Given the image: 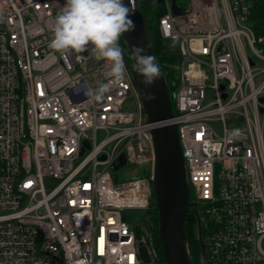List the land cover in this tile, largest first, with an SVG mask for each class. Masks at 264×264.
Wrapping results in <instances>:
<instances>
[{
	"label": "built area",
	"instance_id": "obj_1",
	"mask_svg": "<svg viewBox=\"0 0 264 264\" xmlns=\"http://www.w3.org/2000/svg\"><path fill=\"white\" fill-rule=\"evenodd\" d=\"M65 2L0 0V264H145L154 125L127 66L113 83L91 51L48 47ZM165 5L160 33L180 54L174 118L160 124L178 128L209 260L264 264V66L245 51L264 62L263 39L246 0H188L179 15ZM102 83V103L86 97ZM121 155L137 177L119 184ZM125 210L145 215L130 223Z\"/></svg>",
	"mask_w": 264,
	"mask_h": 264
},
{
	"label": "water",
	"instance_id": "obj_2",
	"mask_svg": "<svg viewBox=\"0 0 264 264\" xmlns=\"http://www.w3.org/2000/svg\"><path fill=\"white\" fill-rule=\"evenodd\" d=\"M150 2L153 0H132L135 8L131 19L136 24V30L125 33L120 42L123 50L126 66L128 67L134 84L139 93L143 112L146 116L147 124H157L174 118V109L168 84L162 73L159 61L154 53L152 37L148 26L139 19L140 2ZM174 14H181L182 9L178 7V0H170ZM125 4L129 0H124ZM145 46L147 54L155 57L162 76L147 89L155 99H146L145 85L142 83L143 77L138 73L136 61L133 58L131 45ZM226 97V96H225ZM264 101V98L261 99ZM152 141L155 151L154 178L152 181L153 200L151 205L156 206L158 211L159 236L165 261L161 264H193L188 249V239L186 234V220L191 207L196 204L191 200V189L189 186L185 159L183 156L179 132L176 125L156 126L151 130ZM126 165V158L121 155L113 164L112 171L117 172ZM145 215V211L125 210L123 219L130 223H138ZM140 256L145 264H155L149 255L146 247L140 248ZM205 264H208L207 256L204 255Z\"/></svg>",
	"mask_w": 264,
	"mask_h": 264
},
{
	"label": "clouds",
	"instance_id": "obj_3",
	"mask_svg": "<svg viewBox=\"0 0 264 264\" xmlns=\"http://www.w3.org/2000/svg\"><path fill=\"white\" fill-rule=\"evenodd\" d=\"M134 12L132 0L127 4L124 0H66L55 17L48 47L61 55L91 51L97 59L109 64L108 75L113 83L124 81L127 69L120 40L125 33L136 30L131 19ZM131 50L137 71L143 77L146 99H155L147 89L161 78L160 67L155 57L147 54L145 46L134 44ZM109 90V85L102 83L85 95L102 103Z\"/></svg>",
	"mask_w": 264,
	"mask_h": 264
},
{
	"label": "trees",
	"instance_id": "obj_4",
	"mask_svg": "<svg viewBox=\"0 0 264 264\" xmlns=\"http://www.w3.org/2000/svg\"><path fill=\"white\" fill-rule=\"evenodd\" d=\"M153 3L141 1L140 2V14L139 19L145 23L149 28V33L152 37V44L154 53L159 61L163 75L166 78L168 84V90L171 95V101L173 108H175L173 98V91L171 88V81L175 77V65L177 62V55H169L164 46V39L160 33V19L166 13L165 0H153ZM249 8L248 25L254 32L257 40L263 39L261 43H258V47L264 51V0H246ZM180 7L188 10V0H178ZM123 46H125L122 38L120 40ZM194 199L193 193H191V200ZM151 215V221L153 222L152 238L149 244L151 258L153 263L161 264L164 263L165 258L162 250L161 240L158 232V211L156 206L152 207L149 211ZM193 211L190 210L186 220V234L188 239V249L192 258L193 264L195 260L192 257V244L190 241L189 224Z\"/></svg>",
	"mask_w": 264,
	"mask_h": 264
},
{
	"label": "rangeland",
	"instance_id": "obj_5",
	"mask_svg": "<svg viewBox=\"0 0 264 264\" xmlns=\"http://www.w3.org/2000/svg\"><path fill=\"white\" fill-rule=\"evenodd\" d=\"M164 46H165L166 51L169 55H179L180 54V42L178 40L164 39ZM245 51L248 55H250L253 59H255L256 63L260 67L264 66V62L261 61L260 59H258L256 56H254L253 53L251 52V49L247 45H245ZM172 100H173V98H172ZM125 108L128 111H137L138 106H137L136 100L130 99ZM145 120H146V116H145ZM102 135L103 134L100 133V137ZM135 171H136V167L133 164L128 163L121 170L114 172L113 176H114L117 183L122 184V183L127 182L131 178L137 177ZM140 175H141V173H140ZM149 225H150V229H152V231H153L154 230L153 222L150 221Z\"/></svg>",
	"mask_w": 264,
	"mask_h": 264
},
{
	"label": "flooded vegetation",
	"instance_id": "obj_6",
	"mask_svg": "<svg viewBox=\"0 0 264 264\" xmlns=\"http://www.w3.org/2000/svg\"><path fill=\"white\" fill-rule=\"evenodd\" d=\"M196 205L191 207L193 215L189 224L190 241L192 244V257L195 260V264H205L204 255L207 256L208 264H211L207 248L205 244L206 225L202 222L200 217V208L198 203L192 200Z\"/></svg>",
	"mask_w": 264,
	"mask_h": 264
},
{
	"label": "bare ground",
	"instance_id": "obj_7",
	"mask_svg": "<svg viewBox=\"0 0 264 264\" xmlns=\"http://www.w3.org/2000/svg\"><path fill=\"white\" fill-rule=\"evenodd\" d=\"M171 120V119H170ZM168 121V120H167ZM163 122H166V121H163ZM163 122H160V123H163ZM160 123H157V124H151V125H154V127L156 126H162ZM153 128V127H152Z\"/></svg>",
	"mask_w": 264,
	"mask_h": 264
}]
</instances>
